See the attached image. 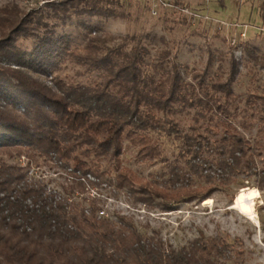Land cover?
Instances as JSON below:
<instances>
[{"label": "trees", "instance_id": "1", "mask_svg": "<svg viewBox=\"0 0 264 264\" xmlns=\"http://www.w3.org/2000/svg\"><path fill=\"white\" fill-rule=\"evenodd\" d=\"M117 3L62 0L44 13L14 7L1 14L0 57L17 68L0 67V264H229L240 256L218 236L175 247L155 230L142 233L133 216L100 215L108 188L163 213L241 180L264 192V143L245 135L253 119L264 135L257 106L264 91L233 90L236 60L226 75L209 77L207 68L190 70L169 49L151 57L148 35L118 36L80 21L86 43L72 48L57 31L74 16L117 18ZM20 39L34 40L32 48L18 47ZM245 50L264 68V55ZM66 60L81 67L78 76L92 78L63 77ZM161 137L179 143L173 160L164 156ZM126 148L140 163L163 161L167 170L152 180L139 176L123 165ZM23 156L61 173L51 193L11 162Z\"/></svg>", "mask_w": 264, "mask_h": 264}, {"label": "rangeland", "instance_id": "2", "mask_svg": "<svg viewBox=\"0 0 264 264\" xmlns=\"http://www.w3.org/2000/svg\"><path fill=\"white\" fill-rule=\"evenodd\" d=\"M60 1L62 0H0V17L3 11L14 7L25 14L35 11L48 12V3ZM116 2L118 3L111 8L119 15L117 18L88 19L74 16L72 23L57 29L58 33L70 37L72 48L82 47L86 43L84 33L88 32V29L81 27L80 21L89 26L88 28H98L118 36L148 35L149 39L145 40L144 44L151 49V57H154L159 48L169 49L172 56H176L179 63L187 64L190 70L195 69L202 73L207 68L209 77L226 75L230 59L233 58L239 63L240 71L238 80L233 84V90L242 95L264 91V68L255 65L245 50L247 48L258 56L264 55V0ZM162 38L165 45L161 41ZM33 42L34 40L20 39L16 45L30 50ZM152 59L148 58L149 61ZM0 67L17 68L14 63L2 57ZM79 71L80 66L66 60L62 65L61 75L65 78H77L82 82H88L92 78L86 75L78 76ZM0 105H5L3 97H0ZM257 106L264 115V104L258 100ZM252 122L254 127L245 131L246 137L264 143V135L257 133L259 121L253 119ZM160 143L164 156L173 160L179 143L167 137H161ZM15 161L25 170V180L30 179L29 182L35 186L46 178L49 189L51 188L53 184H50L49 179L56 177L51 162L43 159L29 162L26 156L11 162ZM122 162L139 176L149 180L157 178L167 170L163 161L153 167L140 163L133 148L125 149ZM258 164L264 165V148ZM242 191L250 194L252 206L235 204ZM104 193H108L104 201L105 213L117 212L133 216L144 234L155 230L167 243L175 247L183 246L199 236L206 239L218 236L231 244L234 252L240 253L238 259H235L237 262L229 264H264V192L256 188L253 180H241L201 202L178 204L175 210L168 213L157 209L147 211L143 205L133 204L125 192L115 195L113 189L108 188Z\"/></svg>", "mask_w": 264, "mask_h": 264}, {"label": "built area", "instance_id": "3", "mask_svg": "<svg viewBox=\"0 0 264 264\" xmlns=\"http://www.w3.org/2000/svg\"><path fill=\"white\" fill-rule=\"evenodd\" d=\"M234 44V43H233ZM24 164V163H23ZM53 166V165H52ZM54 169V168H53ZM55 170V169H54ZM53 174L56 176L55 177V179H53V178H50L49 179V181H50V184H53L52 186H50L51 188L49 189V183L45 180L46 178H44L43 179V181H41V183H43V184H45L46 185V191H47V193H51L52 192V190L55 188V181L56 180H58L59 178V174H61V173H57V172H53ZM28 175V174H27ZM32 175H34V174H32ZM32 179V178H31ZM90 179V178H89ZM91 180H92V178H91ZM28 181H30V179L28 180ZM91 193H92V195H95V192H93V191H91ZM28 203H30L29 201H28ZM104 213H105V211H103V212H100V215L102 216V215H104Z\"/></svg>", "mask_w": 264, "mask_h": 264}, {"label": "bare ground", "instance_id": "4", "mask_svg": "<svg viewBox=\"0 0 264 264\" xmlns=\"http://www.w3.org/2000/svg\"><path fill=\"white\" fill-rule=\"evenodd\" d=\"M235 204L237 206H240L242 204H248V205L252 206L253 201H252L249 193L242 191L241 194L237 197ZM237 208H239V207H237Z\"/></svg>", "mask_w": 264, "mask_h": 264}]
</instances>
